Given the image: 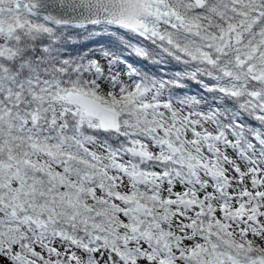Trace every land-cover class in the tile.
Masks as SVG:
<instances>
[{
	"label": "snow or ice",
	"instance_id": "6c2138e0",
	"mask_svg": "<svg viewBox=\"0 0 264 264\" xmlns=\"http://www.w3.org/2000/svg\"><path fill=\"white\" fill-rule=\"evenodd\" d=\"M0 264H264V0H0Z\"/></svg>",
	"mask_w": 264,
	"mask_h": 264
}]
</instances>
